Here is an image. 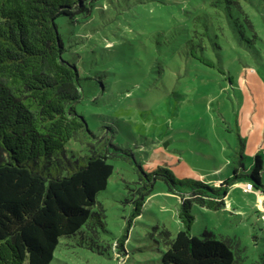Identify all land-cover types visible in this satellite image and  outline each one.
Here are the masks:
<instances>
[{
    "label": "rangeland",
    "instance_id": "374dc122",
    "mask_svg": "<svg viewBox=\"0 0 264 264\" xmlns=\"http://www.w3.org/2000/svg\"><path fill=\"white\" fill-rule=\"evenodd\" d=\"M86 6L89 12L55 18L63 57L80 74L76 110L93 132L67 142L65 155L80 164L87 154L105 152L114 172L88 224L60 239L49 264H161L165 236L182 228L179 201L193 195L157 178L133 215L142 186L137 162L146 171L166 167L176 178L217 181L234 168L248 173L259 153L264 185V0ZM36 162L46 177L70 171ZM246 183L231 186L220 209L194 204L190 232L227 241L236 264H264V192Z\"/></svg>",
    "mask_w": 264,
    "mask_h": 264
},
{
    "label": "trees",
    "instance_id": "16d2710c",
    "mask_svg": "<svg viewBox=\"0 0 264 264\" xmlns=\"http://www.w3.org/2000/svg\"><path fill=\"white\" fill-rule=\"evenodd\" d=\"M87 1L94 0H0V264H49L60 239L88 224L95 214L96 196L114 172L105 152L87 154L80 164L65 155L67 142L81 138L82 131L93 132L76 110L82 94L80 74L76 63L63 57L64 42L55 18L89 12ZM115 148L114 155L119 156L122 149ZM38 158L70 171L46 177L33 168ZM136 165L142 186L133 215L140 213L157 178L170 189L185 186L193 195L179 201L182 228L173 237L165 236L161 264H236L227 241L190 232L191 209L194 204L220 209L229 188L238 182H250L263 193L259 153L248 173L234 168L230 177L217 183L176 178L166 167L146 171L140 162ZM125 238L117 239L119 246Z\"/></svg>",
    "mask_w": 264,
    "mask_h": 264
},
{
    "label": "crops",
    "instance_id": "0c3cea01",
    "mask_svg": "<svg viewBox=\"0 0 264 264\" xmlns=\"http://www.w3.org/2000/svg\"><path fill=\"white\" fill-rule=\"evenodd\" d=\"M220 180V178L216 181L215 178H211V179H207V181H214L215 183H217L218 181ZM239 183V182H238ZM238 183H235L234 185L238 184ZM241 184V183H240Z\"/></svg>",
    "mask_w": 264,
    "mask_h": 264
},
{
    "label": "built area",
    "instance_id": "2783aa9c",
    "mask_svg": "<svg viewBox=\"0 0 264 264\" xmlns=\"http://www.w3.org/2000/svg\"><path fill=\"white\" fill-rule=\"evenodd\" d=\"M246 187H248L250 189L251 188V183L250 182H247L246 183Z\"/></svg>",
    "mask_w": 264,
    "mask_h": 264
}]
</instances>
